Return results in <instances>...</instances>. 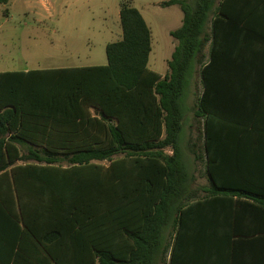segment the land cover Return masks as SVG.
<instances>
[{
    "label": "trees",
    "instance_id": "trees-1",
    "mask_svg": "<svg viewBox=\"0 0 264 264\" xmlns=\"http://www.w3.org/2000/svg\"><path fill=\"white\" fill-rule=\"evenodd\" d=\"M163 6L183 12L164 76L149 66V25L126 2L107 64L0 72L1 264H200L199 248L234 239L214 232H235L241 218L264 221V178L247 177L264 173L263 161L221 177L215 155L220 140H264L255 100L229 97L233 87H255L247 78L264 42V0ZM240 103L252 106L239 112Z\"/></svg>",
    "mask_w": 264,
    "mask_h": 264
},
{
    "label": "rangeland",
    "instance_id": "rangeland-1",
    "mask_svg": "<svg viewBox=\"0 0 264 264\" xmlns=\"http://www.w3.org/2000/svg\"><path fill=\"white\" fill-rule=\"evenodd\" d=\"M166 1L10 0L8 5H0V72L107 64V45L123 37L120 10L126 2L139 9L149 25L153 36L149 66L164 76L177 44L171 32L183 22L180 6L164 7ZM201 92L198 72L187 97L188 138L193 133L192 111ZM199 176L197 184L206 185L202 167Z\"/></svg>",
    "mask_w": 264,
    "mask_h": 264
},
{
    "label": "crops",
    "instance_id": "crops-1",
    "mask_svg": "<svg viewBox=\"0 0 264 264\" xmlns=\"http://www.w3.org/2000/svg\"><path fill=\"white\" fill-rule=\"evenodd\" d=\"M10 3V1H9ZM257 51L256 62L257 69L254 76L249 79L250 83H255L254 89L249 92L243 91L240 87L231 89L229 97L233 99L235 96L242 100L246 97L254 99V109L259 114H264V42H261L255 47ZM241 83V82H240ZM233 90V91H232ZM235 103L231 104L234 106ZM249 106L240 103L238 111H245ZM264 121V119H263ZM216 157L218 164H222L221 177H235L236 173L229 172L230 168L234 169L236 165H241L248 162L249 158H258L264 163V140L249 141L247 139H230L220 140L217 143ZM231 165V167L229 166ZM202 170L205 173L204 168ZM253 172L247 177L257 179V177L264 178V173ZM206 177V176H205ZM263 180V179H262ZM208 183V181H207ZM250 190H256L249 184ZM2 236V232L0 233ZM209 238H234L226 243L212 242L209 245L210 251H201L205 248L198 249V258L200 264H264V221L241 218L236 221L235 232L231 229L229 232L222 233L214 232ZM4 241L0 238V246ZM233 247V250H232ZM202 252V253H201ZM207 253L208 255H204ZM8 255V254H7ZM5 252L0 251V264L2 260L7 258Z\"/></svg>",
    "mask_w": 264,
    "mask_h": 264
}]
</instances>
